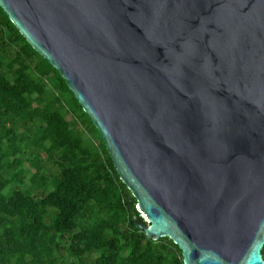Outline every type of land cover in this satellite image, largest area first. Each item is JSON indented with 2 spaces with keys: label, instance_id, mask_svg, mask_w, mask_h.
<instances>
[{
  "label": "water",
  "instance_id": "obj_1",
  "mask_svg": "<svg viewBox=\"0 0 264 264\" xmlns=\"http://www.w3.org/2000/svg\"><path fill=\"white\" fill-rule=\"evenodd\" d=\"M0 7L89 116L148 238L183 264H264V0Z\"/></svg>",
  "mask_w": 264,
  "mask_h": 264
},
{
  "label": "trees",
  "instance_id": "obj_2",
  "mask_svg": "<svg viewBox=\"0 0 264 264\" xmlns=\"http://www.w3.org/2000/svg\"><path fill=\"white\" fill-rule=\"evenodd\" d=\"M135 203L64 79L0 7V264H183L135 224Z\"/></svg>",
  "mask_w": 264,
  "mask_h": 264
},
{
  "label": "rangeland",
  "instance_id": "obj_3",
  "mask_svg": "<svg viewBox=\"0 0 264 264\" xmlns=\"http://www.w3.org/2000/svg\"><path fill=\"white\" fill-rule=\"evenodd\" d=\"M55 96H56V92L53 89H50V91L48 92V97L49 98H53ZM69 97H70V94L67 93V92L62 94V95H60V99H62L63 101H65ZM66 116H67L68 119H72L73 120V122L75 123L77 131L81 130L84 133L83 135L87 138V140H86L87 143L96 144V139L92 136V134H90L88 132V127L86 125L82 124L79 121V119L76 117V115L73 116V113L67 112Z\"/></svg>",
  "mask_w": 264,
  "mask_h": 264
}]
</instances>
